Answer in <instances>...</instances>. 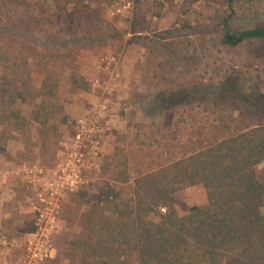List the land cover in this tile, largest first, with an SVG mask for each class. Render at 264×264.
Returning <instances> with one entry per match:
<instances>
[{
  "label": "trees",
  "instance_id": "1",
  "mask_svg": "<svg viewBox=\"0 0 264 264\" xmlns=\"http://www.w3.org/2000/svg\"><path fill=\"white\" fill-rule=\"evenodd\" d=\"M65 1L73 6L81 2ZM235 1L224 0L229 11ZM149 13L158 16L157 10ZM3 16L0 11V43H4L2 36L8 39L0 46V123H9L20 134L36 136V143L47 151L57 144L60 126L69 121L65 104L76 90L89 89L86 79L75 70L71 52L75 46H90V42L70 35H36V28L24 26L33 22L31 18L17 23L14 15L16 26L6 23L11 26L9 35ZM247 20L250 26L233 28L227 16L222 17L218 42L227 47L251 39L264 42V14ZM132 39L126 42L145 49L141 38ZM170 48L162 44L166 53ZM151 50H144L145 56L151 54L150 61L156 57ZM176 61L186 60L178 57ZM60 65L66 70L63 77L60 71L55 72ZM153 69L151 78L157 80ZM33 72L39 77L37 85L32 82ZM162 87L158 84L152 97L165 119L160 126L150 127L156 130V145H168L172 156L136 171H130L124 161L118 165V157L109 160L110 154L103 156L105 181L99 184L94 201L88 202L79 193L80 199L69 206L67 219L76 224L77 231L64 239L62 251L48 264H264V215L260 211L264 187L255 172L264 159V123L229 131L226 120L231 117L220 113L217 123L191 121L185 124L191 148L176 153V144L171 143L176 128L172 116L181 105L196 101L198 107L206 97L197 101L190 98L186 87ZM221 89L214 99L226 98ZM137 146L136 152L142 153L143 142ZM148 146L143 155H147ZM123 151L132 158V148ZM196 184L205 192V204L179 214L175 206L179 191ZM123 185L129 186L125 197H121ZM81 206L83 210H79ZM151 213L157 214V221L149 218ZM60 255L65 263L58 260Z\"/></svg>",
  "mask_w": 264,
  "mask_h": 264
},
{
  "label": "rangeland",
  "instance_id": "2",
  "mask_svg": "<svg viewBox=\"0 0 264 264\" xmlns=\"http://www.w3.org/2000/svg\"><path fill=\"white\" fill-rule=\"evenodd\" d=\"M80 1L76 6H73L66 3L65 0H0V11L4 13V20H2V23L5 22L6 29L4 30L10 35L11 32H8V29L11 26L6 23L16 26L12 22V15L17 23L29 17L33 22L24 26L36 28L34 31L36 35L38 33H43L39 34L40 36L48 35L50 37L70 35L79 40L90 42V46H75L71 52L75 70L86 79L88 85L98 77L97 74L100 71H103L101 68L103 64L100 62V58L103 56L120 54L121 65L126 45L132 44L126 42L130 37L134 38L133 41L137 39L135 37L141 38L145 44L143 50L150 51L152 49V55L156 54L155 59L152 58L150 61L151 54L145 56V51H143L144 57L141 64L144 67H153L159 77L158 83H163L167 85L166 87L179 86L180 78L186 75L182 72L188 73V69L189 77H207L215 82H222L221 91L225 95V99L216 100L214 95L208 96L198 107L194 105L196 101L193 103V107H191L196 110V113H190L188 109V112L183 113L185 108L179 107L180 112L172 116V122L176 124V128L175 134L172 135L174 140L171 143L176 144V153L191 148L192 140L191 138L188 140V129L185 125L191 121H198L201 124L217 123L215 119L220 113L224 118L231 117L230 120H226L229 131L264 123V42L260 39H251L233 47H227L218 42L222 17L227 16V22L233 28L250 26L251 23L247 19L251 15L264 14V0H236L232 11L227 9L224 0ZM153 10L158 11V16L150 15L149 12ZM6 15L10 17L8 20ZM4 37L2 36L1 39L4 41L3 44L0 43L1 47L6 45L5 40H8ZM133 44L139 46L136 43ZM162 44L165 49L171 47L169 53L162 49ZM171 49L174 51V57L170 55ZM166 57L167 61H163ZM178 57L186 60L180 62L181 68L179 67V69L182 72L179 76H175V79L174 77L170 79L173 67L177 66ZM187 66L188 69L185 71ZM59 71L62 73V77L66 73L65 68L61 65L55 68V72ZM38 81L39 77L33 72V84L37 85ZM235 81H237L236 84H234ZM83 93V90H76L65 104V110L68 114L70 113L69 121L60 126L57 144L54 148L51 146L47 151H43L36 143V136L20 134L9 123H0V172L7 173L5 182H3L6 190H2L0 185V194L3 192L8 195V200L2 201V205H0V209L6 211L8 215L6 218L0 217L2 228L0 235L5 233L4 236L7 239L21 237L32 227L33 218L32 210L28 208L25 199L29 193L28 187L23 180L15 178L10 171L15 165L23 164L52 166L63 157L62 143L74 134V120L80 115L77 108H81L82 102L79 100L83 99ZM88 105L90 102H85L83 106L87 107ZM116 112L122 114L121 103L119 107L117 106V110L113 111L114 114ZM128 117L131 119V121L126 119L128 126H135L136 123H139L130 116ZM115 118L116 125L120 123V128H111L101 134L98 156L95 159H89L82 166V183L75 191L66 194L61 201L57 228L53 235L54 251L48 260H54L57 253L62 251L64 239L77 231L76 224L69 221L66 215L69 206L72 207L75 204L74 199L79 200L80 193L85 196L84 199L88 202L94 201L99 184L105 181L107 174L103 175L101 171L103 156L110 154L109 160L118 157L120 161L118 165H123L124 161L130 171L154 167L161 163L164 157L172 156L168 145L165 146L163 143H159V146L156 145L154 139L156 130L154 128L139 127V131L136 130V133H131L135 130L122 131L123 124L121 123L124 120L119 117ZM139 141L143 142L142 153L136 152ZM148 144L147 155H143ZM129 147L132 148V158L135 160L127 157L124 154L125 151L122 152V149L126 150ZM52 149L53 151H51ZM119 157H122L123 160H120ZM255 172L256 178L264 187V159L256 165ZM128 188V185H123L121 197L128 195ZM205 202V192L199 184L184 186L177 195L176 211L183 214L191 208L205 204ZM83 208L81 206L79 210H83ZM158 211H162V208ZM260 211L264 215V200ZM149 218L153 221L158 219L156 213H151ZM3 249V245L0 244V253L2 251L0 258L7 257ZM11 255L14 259L17 252L12 251ZM48 260L44 264H48ZM58 260L65 263V260L61 259V255Z\"/></svg>",
  "mask_w": 264,
  "mask_h": 264
},
{
  "label": "built area",
  "instance_id": "3",
  "mask_svg": "<svg viewBox=\"0 0 264 264\" xmlns=\"http://www.w3.org/2000/svg\"><path fill=\"white\" fill-rule=\"evenodd\" d=\"M120 54L100 58L101 68L106 70V78H98L91 85L101 84L105 94L118 77ZM105 101L99 102L88 112L74 120V134L62 143L63 157L55 165H15L10 173L23 180L29 193L25 196L28 208L32 210V227L21 237L7 239L0 235L5 256L0 264H44L54 251L53 235L57 228L58 215L63 197L76 190L82 183V166L89 159H95L100 152L102 125L99 110L105 107ZM7 173H0L6 178ZM12 251L17 255L12 259Z\"/></svg>",
  "mask_w": 264,
  "mask_h": 264
},
{
  "label": "crops",
  "instance_id": "4",
  "mask_svg": "<svg viewBox=\"0 0 264 264\" xmlns=\"http://www.w3.org/2000/svg\"><path fill=\"white\" fill-rule=\"evenodd\" d=\"M143 51V48H141L140 46H136L133 43L126 45L121 65L119 61L118 77L113 81L114 84L109 87L107 93H102V90L100 88L101 84H96L93 86L90 82L89 89L87 91H84L82 95L83 99H78L82 102L81 108H77V111L80 113V115L91 110L93 106H95V104L99 102L100 97H102V100L105 101V107L102 110H99V121L102 125V134L106 130H110L111 128H116L120 126V123L116 125L115 117H119L121 120H124L121 123L123 124L122 131L124 130L126 132H131V130H135L131 133H136V130L139 131V127H147L148 125L149 127L153 125L160 126L164 122L165 113L156 107L152 95L154 93L153 91L158 88V84L160 86L163 85L164 88H167V85H164L163 83H158V77L157 80H155V78H151V70L153 69V67H144V65L141 64L142 59L144 57ZM179 67L181 68L180 62H177L176 68L173 67L172 72L170 73V79H172V77H174L175 79V76H179L181 74L182 71L180 72ZM187 69L188 66L184 70L186 71ZM102 70L105 73L103 71H100L97 74V78L100 83L103 82L106 78V70H104L103 68ZM188 70V73L182 72L186 75L180 78L179 81L181 82V84H179V86L173 85L171 88L186 87L187 91L190 94V98L192 99L199 97H208L218 94L222 82H215L211 80V78L207 77H189L190 72ZM184 83L185 85H183ZM85 102H90V105L84 107L83 105L85 104ZM201 102H204V100H202ZM120 103L122 104V114L118 112L114 114L113 111L115 109L117 110V106L119 107ZM191 106L193 107V103H189L188 105H181L180 107L185 108L184 111H182L183 113H186L188 111L190 113H196V110ZM128 116H130L135 122L139 123H136L135 126H128L126 124V121H131ZM3 182H5V178L0 175V185L2 186V190H6L5 184ZM7 198L8 195L2 192L0 194V205H2V201L5 202L6 200H8ZM7 216L8 215L6 211L0 209V217L6 218ZM0 230H2L1 226ZM0 254H2V251ZM2 259L3 257L0 258V261Z\"/></svg>",
  "mask_w": 264,
  "mask_h": 264
}]
</instances>
